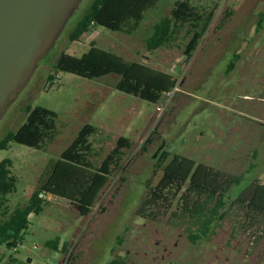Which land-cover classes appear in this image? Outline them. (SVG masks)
<instances>
[{
    "label": "rangeland",
    "instance_id": "rangeland-1",
    "mask_svg": "<svg viewBox=\"0 0 264 264\" xmlns=\"http://www.w3.org/2000/svg\"><path fill=\"white\" fill-rule=\"evenodd\" d=\"M92 0H77L60 22L53 42L37 56L14 96L0 109V139L15 131L26 118L25 108L41 105L57 112L55 138L41 149L10 142L0 160L12 159L15 190L7 195L12 212L25 204L49 160L59 157L84 123L97 127L91 135L98 165L119 136L128 137L123 170H114L87 215H80L68 200L47 195L43 211L30 215V223L17 251L0 246V264H106L116 256L131 264H264V221L251 224L235 208L215 227L210 238L195 244L187 239L174 205L156 218L137 214L148 192L162 175L156 152L163 148L243 177L229 188L234 198L254 178L264 183V0H190L207 13L209 26L190 58L182 49L160 47L147 51L144 40L151 25L168 15L176 0H159L132 34L92 27L69 41ZM128 60L140 61L177 78L165 109L116 89L119 76L84 78L59 72L55 82L47 75L59 54L81 56L90 41ZM238 54L234 68L225 69ZM255 167L246 172L250 163ZM176 201V200H175ZM59 237V250L44 242ZM119 237L121 238L119 241ZM66 248L61 250L63 243Z\"/></svg>",
    "mask_w": 264,
    "mask_h": 264
},
{
    "label": "trees",
    "instance_id": "trees-1",
    "mask_svg": "<svg viewBox=\"0 0 264 264\" xmlns=\"http://www.w3.org/2000/svg\"><path fill=\"white\" fill-rule=\"evenodd\" d=\"M158 1L92 0L67 38L71 42L78 40L95 26L132 34L141 25L145 13ZM212 15V10L205 13L190 0H176L169 14L161 16L151 25L144 40L146 50L176 46L182 49L186 58H190L203 38ZM238 56H232L225 69L226 73L234 68ZM59 72H69L88 79L116 74L119 76L115 86L117 90L153 103L158 102L178 81L166 71L140 61L128 60L97 46L93 40L81 56L62 51L53 70L47 75L49 83L53 82ZM25 112V121L15 131H8L0 139V150L7 149L12 141L41 149L55 138L56 111L41 105H27ZM96 132L95 125L84 123L59 157L48 161L27 202L12 212L7 205V195L15 190L16 176L11 170L12 159L0 160V246L17 251L30 223L29 216L43 211L47 195L68 200L80 215H87L91 211L113 171L123 170L125 151L132 145L128 137L119 136L114 147L95 165L90 137ZM156 155L157 168L162 169V175L154 186L146 184L148 192L137 209L140 216L156 218L161 209L166 211L176 202L175 210L178 212L172 213L186 224L185 230L192 243L210 238L215 227L233 208L242 214L244 221H250L251 224L264 221V183L257 178L231 198L229 188L241 181L242 174L231 175L163 148ZM254 167L255 164L250 163L246 172ZM66 244L63 243L61 250L66 248ZM44 245L52 251H58L59 237L47 239ZM10 258L14 264H24L14 256ZM106 264L131 263L126 257L116 255Z\"/></svg>",
    "mask_w": 264,
    "mask_h": 264
},
{
    "label": "water",
    "instance_id": "water-1",
    "mask_svg": "<svg viewBox=\"0 0 264 264\" xmlns=\"http://www.w3.org/2000/svg\"><path fill=\"white\" fill-rule=\"evenodd\" d=\"M77 0H0V109ZM29 258L27 259V262Z\"/></svg>",
    "mask_w": 264,
    "mask_h": 264
},
{
    "label": "built area",
    "instance_id": "built-area-1",
    "mask_svg": "<svg viewBox=\"0 0 264 264\" xmlns=\"http://www.w3.org/2000/svg\"><path fill=\"white\" fill-rule=\"evenodd\" d=\"M57 75H58V74H57ZM56 79H57V78L55 77V79L53 80V82H55ZM177 89H178V88H177V84H176L171 90L165 92V93L162 95V97L165 98V100L161 101L160 104L156 105V110H157V111L162 112V111L165 109V107H166L168 101L170 100L171 95H172L173 92H174L175 90H177ZM41 195H42V194H41ZM28 262H30L31 264H50V263H46V262H44V261H41V262H35L34 258H32V259L30 258Z\"/></svg>",
    "mask_w": 264,
    "mask_h": 264
},
{
    "label": "flooded vegetation",
    "instance_id": "flooded-vegetation-1",
    "mask_svg": "<svg viewBox=\"0 0 264 264\" xmlns=\"http://www.w3.org/2000/svg\"><path fill=\"white\" fill-rule=\"evenodd\" d=\"M184 231L186 232V230H185V227H184ZM186 233H187V232H186ZM186 236H187V239L189 240V238H188V235H187V234H186ZM202 239H203V238H202ZM197 241H198V240H197ZM197 241H196V242H197ZM189 242H190V243H192L190 240H189ZM196 242H195V243H196ZM195 243H193V244H195ZM128 262H130V261L128 260Z\"/></svg>",
    "mask_w": 264,
    "mask_h": 264
}]
</instances>
